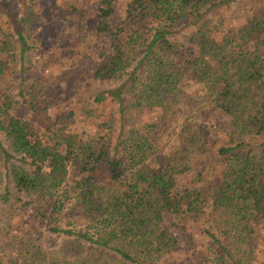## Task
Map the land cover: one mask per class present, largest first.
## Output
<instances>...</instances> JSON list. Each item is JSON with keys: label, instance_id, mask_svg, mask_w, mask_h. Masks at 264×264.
<instances>
[{"label": "trees", "instance_id": "1", "mask_svg": "<svg viewBox=\"0 0 264 264\" xmlns=\"http://www.w3.org/2000/svg\"><path fill=\"white\" fill-rule=\"evenodd\" d=\"M0 164V264H264V0H0Z\"/></svg>", "mask_w": 264, "mask_h": 264}, {"label": "rangeland", "instance_id": "2", "mask_svg": "<svg viewBox=\"0 0 264 264\" xmlns=\"http://www.w3.org/2000/svg\"><path fill=\"white\" fill-rule=\"evenodd\" d=\"M16 0H3V3H10V2H15ZM124 11H125V3H124ZM237 10L241 9V5L236 7ZM47 16V13H44V17ZM44 20V18L42 20H40V23L38 21L37 23V29H40V26H42V21ZM37 32V30H36ZM38 33V32H37ZM45 34H48V32L46 31ZM37 37V36H36ZM38 39V37H37ZM60 40L63 42L69 41V39H66V35L61 33V37ZM37 41V40H35ZM69 43H71V41H69ZM72 44V43H71ZM53 45V43H52ZM33 57L35 58V55H33ZM55 59H60L59 55L55 56ZM36 64L38 65V68L36 67L35 71L37 72L38 70H41L42 67H45V64L41 61L37 62L36 60ZM58 71H61L60 69H57ZM14 78V79H13ZM15 78H16V74H13V72H10L8 74V77L6 79L5 85H6V90L13 96L15 97L20 89L18 82H15ZM112 84V81H107V82H102L100 85L98 84H94V86H90V87H86V83H83V86L81 88V90L84 91H88V93L91 95L93 92H97L96 89L98 88H104L107 87L109 85ZM46 86V85H45ZM46 91L48 93V96L50 97V100H57V101H62V97H65L66 93L67 96L70 97L71 92H74V88H71V86L69 85L67 88L66 86H61V85H57V86H53V87H49L46 88ZM183 93L181 94V98H179L177 104L175 106L176 109L178 110V117H179V122L181 123V119H184L186 116H188L189 114H193V113H197V111L200 109L202 102L201 99L199 98L200 95V91L199 89H197L196 87H184L183 89ZM18 96H20L18 94ZM59 98V99H58ZM188 102V103H187ZM196 106V107H195ZM57 118L61 117V118H65V116H67V114H56ZM68 117V116H67ZM151 113H147L144 118L146 119H150ZM154 118V117H153ZM66 119V118H65ZM68 119H70V117H68ZM79 121H82V118L79 117L78 119ZM65 121H68L67 119ZM220 123H226V130H231V124L223 117L221 120L217 121L216 124L219 125ZM95 125H84L81 128H86L83 129L85 131H87L90 134V138L94 140L95 138V128L93 127ZM76 127H79V124L76 125ZM175 136V134L173 135ZM225 139L223 133H221L220 135H217V140H220L221 142ZM263 139V138H262ZM202 170H203V174H204V178H205V183L212 185L214 183L217 182V180L220 178V166H217L218 164L212 160V158H205L204 162L202 164ZM109 167L105 164L102 166L103 172L104 174H107V171ZM0 170H2V165L0 164ZM183 184H187L186 181L182 182ZM184 187V186H182ZM199 222L204 226L209 225V222L207 220V216L205 215H200L198 217ZM4 223V224H3ZM7 222H2L3 225H6ZM2 224H0V226H2ZM10 230L8 231V237L10 236ZM10 238V237H9ZM188 239H190V249H188L186 251V258H188V261L192 260L191 255L193 253V251H196L197 249H201V245L202 244H206V241L204 243V239L200 238L196 233H192V234H188ZM3 239L0 238V246L2 245ZM256 246L260 247V251H259V257H261L262 259L264 258V231L260 232V238L256 240ZM7 253V255H9V259L11 260L13 257H17V252L15 251V249L12 246H5L3 249V252ZM4 252V253H5ZM170 255H168V257H170ZM178 256V260L182 259V256L180 254L177 255ZM184 261H186L184 259Z\"/></svg>", "mask_w": 264, "mask_h": 264}]
</instances>
